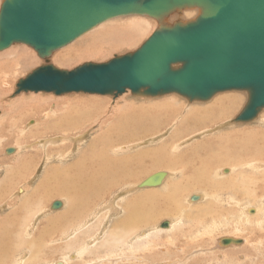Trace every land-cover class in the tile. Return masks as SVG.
<instances>
[{"label":"rangeland","instance_id":"1","mask_svg":"<svg viewBox=\"0 0 264 264\" xmlns=\"http://www.w3.org/2000/svg\"><path fill=\"white\" fill-rule=\"evenodd\" d=\"M2 2L3 0H0V8L2 6ZM181 11H191L193 12V14L191 16L182 18L181 16H179V12ZM201 12L202 9L199 6H186L185 9L182 8L179 10H175V12H172L168 15L166 14V16L162 17V19L143 14H127L115 16L98 24L97 26L87 31L85 34L78 37L73 42L53 51L51 55L45 58L40 56L33 46L24 42H15L10 47L4 50H0L1 54L12 49L13 46L21 45L24 47L21 53H26L27 55H29L28 57L30 59H33L24 62L23 64H19V67L13 72L14 74L11 73L12 75L10 76V81H8L7 79L0 80V85L3 84L0 90V180H2L4 177H8L7 175L9 171L18 172L14 173V175L21 178L15 180L16 182L11 184L13 185V187L11 186V189L8 190L9 193L7 192L5 196L0 199V205L3 206V208L0 210V216H2L9 209L15 207L16 200L20 196H22L25 191V194H29L31 191H34V186L39 184V181H41L42 178L45 179L46 177H48V166H65L66 164L72 162L74 159L78 158L79 155H81L82 151L93 143L95 139L94 136L102 130V127L108 128V125L106 123L108 122L106 121L107 118H113L114 115L119 116V114L123 113V115H125L126 113H129L131 115V111L133 110H131L130 108L132 105H126L128 101L135 102L139 105H149L148 103L152 104L159 101L157 104V108L154 109L148 108L147 110H144L142 108H138L135 110L133 108L135 110V113L138 116L142 117V119H148L146 118L147 116L150 118L151 115L156 116V112L164 111L165 109H162L164 108L162 107V104L164 103L163 99L165 98L169 99L170 104L175 107L174 113H171L172 115H170V117H168L167 119H161L162 121L160 124H158V127L147 128L150 129V132H147V129L138 130L135 132V128L133 127H124L119 125L118 130H120V135L116 137L117 141L114 142L110 147L112 151L107 152V155L105 156V158H109L110 161H112L113 159L117 160L116 162H112L109 168L106 169L109 170L110 168H114V177L111 175H106L105 173L103 174L107 184L111 187L109 188L108 192H106L97 200L96 204L92 206L93 208L91 207V210L81 213L80 218L75 219L73 224H65L57 231H50L51 236L49 237L51 238L44 240V242L42 243L43 246L38 253V258L36 255L34 256V259L31 258L32 260H30V256L32 255L34 249H29L32 248L31 246L24 247L21 245L19 246L20 248L13 255H11V257L5 258V261H1L0 264H23L28 260H30V264H53L54 262L61 260L66 261L67 264H85L91 259L100 260L102 258L103 260L101 261L105 260L102 264H192L195 259L199 260L195 264H264V219H262L264 217V181H262L264 180V168L256 170L252 169V164L250 163H245L244 165L237 166L228 165V167L223 163L219 165L217 167V173L215 172L210 178L212 180V182L209 183V185L211 186L210 190H205L197 187L190 189L189 187H187L179 190L182 194V201L180 202V210L176 213V215L174 217L166 216L157 218L156 220H151V225L149 226L147 232L150 233L148 238L152 240L148 248L156 253V255L152 256V259L148 257V261H141L140 263L135 258L127 259V257H123V255H121V253L119 252V249L123 246L122 242L119 243L116 248L111 245L110 247L105 246L103 248H98V250L85 248L81 252L78 251L83 246V244L92 240L94 236L103 235V237L93 247L100 246L109 237L107 234L108 230L114 229L113 224L117 220L121 219L125 215V212L129 211L135 213L136 194L155 190L166 191L167 189H165V186L169 181L180 179L182 177L181 175L194 171L192 167L188 169L185 166H181L175 171L178 176H175V174V177L168 176L163 184L159 187L132 189V186L135 183L137 184L142 179L144 180L149 176V174H153L154 172L159 170H170L167 168H156L149 172H146L145 174L139 173L138 177L133 181L126 182V172L133 175L137 171H140L143 166H146V162H149V160H147L146 162L144 160L137 162L136 152H138L139 150L154 148L164 141L172 142L174 144L176 142L188 140L184 142L185 144L183 143V146H181L177 150V153H179L190 149L193 145L213 140L215 141L221 136V134L227 133L230 130L246 128L247 126H257V128H259L261 127L259 125L260 123L263 124L264 128V118H260L257 120L254 119L257 117V115L259 116V114L264 113V107L259 109L257 115L253 118V120L237 121V117L241 114L242 110H244L249 101L250 93L248 90L232 89L219 91L214 94V96L219 93L225 92L237 93L238 96H240L241 93L246 94L243 104L231 116H229V118L222 119L216 122L214 121L211 124L206 123V125L202 126L194 125L195 123H185V127L181 126L180 124H182L181 121H183L184 116L188 117L187 115L190 108L187 106V103L189 104L190 102L192 105H196L200 102H207L211 100V97L213 98L214 96H211L207 100L201 101L199 99H189V97L176 92L149 96L146 94L144 95L142 92L136 94L129 89L118 95L92 94L86 92H68L62 95H57L54 92L46 91H23L19 94H15L19 80L26 78V76L37 67L51 64L60 69L73 70L76 67L88 62H108L116 56L133 53L134 51L139 49L156 29L162 26H173L174 24L179 22L187 23L188 21H191L192 18L194 19L195 17H197ZM135 22L138 24H135ZM130 25H135L138 28L141 27V31L138 30V33L140 34L132 37L131 33L127 30ZM103 37L106 39L102 40ZM96 38L98 39L96 40ZM99 38H102L101 41H99ZM131 39H135V41H133L131 44H125L130 42ZM70 49L73 51H71ZM59 52L63 53L59 56H56ZM11 58L16 59L15 56H11ZM0 67V70L2 71L3 64H1ZM6 76H8V74ZM34 96H42L43 101L47 103V110H63L71 100L79 101V99H85L86 97L92 98L99 103H103V107L101 108L102 112L100 113V118L103 119V121H101L99 118H96L93 121V117L91 116L89 119H86L85 129H80L77 131L74 130L75 132L73 131L71 134L65 133V130L64 132L62 131L59 133H56V131L54 132L55 134L53 132L47 133V137L59 140L57 143H54L55 141L47 143L48 145L46 146V148L53 149L55 145L58 147L64 145L67 147L65 148V150H72V153L70 154L69 159H66L65 161H61L60 159H58L55 151L51 153V156L54 155L56 157L46 159L45 156H48V153L47 150H44L42 146L44 142L48 140V138L45 139V137H43V139H41L39 137V139L34 136L29 137L28 135L30 129L37 125V121L33 120L36 118L33 110H30L23 104L34 101ZM20 99H23L24 101L16 103L14 105V109H12V103ZM60 101L66 102L67 104L64 103V106H62L59 104ZM160 106L162 110L160 109ZM176 107L182 108H179V110L181 109L180 113H176ZM8 109H12L11 112L7 111ZM84 111L79 110L75 113H77L79 116L80 114H83ZM15 114L19 115L21 121H18L19 117H17V119L16 117L15 119H10V115L14 116ZM91 114L92 113H90L89 115ZM176 120L178 121L176 122ZM16 121H18L16 123L17 125L14 124L12 126L13 122ZM192 121L194 122L195 120ZM118 122L120 123V118ZM108 123L109 126L112 125L113 130V123H115V120L109 121ZM212 126L214 127L212 131H209L208 133L205 132L203 134L204 129L207 130L208 128H213ZM177 131L179 132V134H177V137L174 139V137L171 136ZM136 133H139V135L136 136ZM200 133L203 135H201ZM50 134L56 137H51ZM194 134H196V136ZM79 135H82V138L78 139ZM171 138L174 140L172 141ZM169 139L171 141H169ZM93 147L100 148L102 146L98 144ZM10 148H13V150L8 151V149ZM30 152L35 155L34 162L26 173L21 172V170L24 168L21 164H17V162L14 161H17L19 155L31 154ZM126 161L130 162L127 164ZM11 166L12 169H10ZM226 168H230L231 171L227 170V172L225 173L224 169ZM88 169L89 168L86 167V169H84L82 173V178L85 183H87L89 180ZM221 171L223 173H220ZM240 171L243 172L241 173ZM243 173L247 174V176L242 177ZM230 175L235 176L233 177V182H239L233 183V185H236L235 190L246 188L245 190L247 191V193L237 195L236 197L235 192L231 190L232 182L228 191L225 190L224 184L226 183L225 181H230ZM105 180L100 179V183H103ZM255 180L258 181L255 182ZM50 182L51 180L48 179L47 182H41V184H45L44 187L46 188V186H48ZM93 184L95 186H101L99 183H97V181H95ZM186 185L187 184H184L182 186ZM219 185L221 186L219 187ZM238 185L241 186L238 187ZM251 186L252 191L250 192V194L253 193L255 195H252L253 197L248 196L249 188ZM19 187H22L23 191L21 193H16ZM11 192H15L12 197ZM60 193L65 194L63 192ZM194 194H199L200 196H202L197 200H190V197ZM131 197H133V204H130L128 206L125 205L127 200ZM44 198L45 199L43 201L42 199H37V202L35 203H28L30 204V207L25 212L26 215L30 217L34 212V217L35 219H37L36 225L32 226V228L28 230V233L25 232L28 237L30 236V239H32V237L34 236H37V231L40 228L41 230H43L44 228L46 229L45 224H47L48 222H56V217L59 216L60 213H64V210L67 207V205L65 206L63 202V205L60 208L50 209V206L54 201H63L62 196L54 197L53 191H50ZM236 198H238L237 202L239 203V205H232L234 199ZM113 199L115 200V204L117 206V210L115 213L105 209L106 205H109V202L111 204L114 201ZM189 202L194 204L217 202L218 208L216 211V216L211 219L210 217L206 216L208 217L207 220L204 218H200L199 216H197V214L194 216L191 209L192 205ZM2 203L6 204L3 205ZM242 206H249V209L251 208L253 210L257 209V212L255 210V212H249L251 215L249 214L248 217L247 213H244L242 211ZM101 208H103V211L100 210ZM166 220H177L175 221L177 228H174L175 230H172L171 228V231L168 230L169 228L164 227H160L161 229H158V226ZM87 221L90 224L88 223V225L84 229L80 230V224ZM76 224L77 227L75 230L77 231H74L73 235L68 237L67 233L73 226L75 227ZM214 225L220 226L215 228ZM140 230L137 231L136 234H133L135 239H137V237L142 233V231ZM48 231L49 230L47 229L45 233L48 234ZM88 234H94V236ZM224 234H232L235 238H241L243 239V241H245V239L247 240L241 246L230 245L227 247L214 248L215 250L211 249V247H213L212 245H215V242L218 241V239ZM24 239H26V241L30 240L27 237H25ZM140 241L141 240H139V242L135 244L139 247H135L133 249L127 248L125 249V252H132L133 255L136 254L137 256L143 255L145 253V250L148 251V249H146L144 243H142L144 245L140 244ZM75 253L77 254V256L73 257L72 255H74ZM22 256L24 257V260L22 259ZM111 260H114V262L112 263ZM170 261H172L173 263Z\"/></svg>","mask_w":264,"mask_h":264},{"label":"bare ground","instance_id":"2","mask_svg":"<svg viewBox=\"0 0 264 264\" xmlns=\"http://www.w3.org/2000/svg\"><path fill=\"white\" fill-rule=\"evenodd\" d=\"M3 2H4V0H3ZM3 2H2V5H3ZM191 7H194V6H191ZM1 9H2V6L0 8V13H1ZM179 9H182V8H179ZM179 9H177V10H179ZM183 9H185V7ZM192 9H194V8H192ZM172 12H175V11H172ZM172 12H170V13H172ZM181 12H179V16H181L182 18H184L186 16H191L193 14V12H191V11H186V12H182V13ZM201 13H199L198 16L195 17L194 19L196 20ZM130 14H137V13H130ZM194 19L192 18L191 21H193ZM106 20H108V19H106ZM135 24H138V23L135 22ZM140 28L136 27L135 25H130V27L127 28V30H128V32L131 33L132 37H135L137 34H140V33H138V30L141 31V29H142V28L141 29ZM104 37H103V39L99 38V41H101V39L102 40L106 39ZM97 39L98 38H96V40ZM133 41H135V39H131L130 42L125 43V44H131ZM91 45H92V43H91ZM94 47H96V46H94ZM23 48L24 47L21 45L13 46L12 49L5 51V52L0 54V65L3 64V69H2V71L0 70V80L7 79L8 81H10V76L12 75L11 73H13L19 67L18 65L23 64L24 62L30 61L32 59V58L30 59L28 57L29 55H27L26 53L25 54L21 53ZM71 51H73V50H71ZM80 51H81V49H80ZM92 52H94V51H92ZM62 53L63 52H59L56 56H59ZM11 56H15L16 59H12ZM7 74H8V76H6ZM1 75H4V76H1ZM20 80H22V79H20ZM20 80H19V82H20ZM19 82H18V84H19ZM18 84H17V89H18ZM2 85H0V90L2 88L1 87ZM17 89H16V91H17ZM127 90H128V88L125 89V91H127ZM129 90H131V89H129ZM229 90H232V89H229ZM23 91H21V92H23ZM73 92H84V91H73ZM86 93H90V92H86ZM167 93H170V92H167ZM15 94H17V93L15 92ZM92 94H100V93H92ZM102 94L104 95V93H102ZM105 94H108V93H105ZM111 94H115V93H111ZM118 94H121V93H117L115 95H118ZM158 95H162V94H158ZM245 95L246 94L241 93L240 96H238L237 93L225 92V93H219L215 96L212 95L214 97L213 98L211 97V100H209L207 102H200L199 104H196V105H192L188 101L189 104L187 103V106L190 108V110L188 109L189 110L188 115H187L188 117L184 116L183 121H181L182 124H180V125L185 127V123H192V124L195 123L194 125L202 126V125H206V123L211 124L214 121L216 122V121H219L222 119H227L243 104ZM33 99H34V101L23 104L24 106L28 107L30 110H33L34 115L36 117L33 120L37 121V125L35 127H33L32 129H30L28 135H29V137L34 136L37 138L40 137L41 139H43V137H45V139L48 138V140H46L42 146L44 150H47V153L49 156L48 157L46 155L45 156L46 159L56 157L54 155L51 156V153L55 151V153L58 156V159H60L61 161H65L66 159L67 160L69 159V156L72 153V150H70V151H68L67 149L65 150V148H67V147L64 145L63 146L61 145L60 147L55 145V147H53V149L46 148V146L48 145L47 143H51L54 141H55L54 143H57L59 140V139L55 140V139H51L50 137H47V133H50V132L54 133L56 131H57L56 133H59L62 131L64 132V130H65L66 131L65 133L71 134L74 130L77 131L80 129H85L86 119H89L91 116L93 117V121L96 118H99L101 121H103V119L100 118V113L102 112L101 108L103 107V103H99V102L93 100L92 98L86 97L85 99H79V101H76V100L72 101L71 100L70 102H68V105L63 110H59V109L58 110H56V109L55 110H47L46 109L47 103L43 101L42 96H38V97L34 96ZM199 100H201V99H199ZM205 100H207V99H205ZM23 101H24L23 99H20V100H17L16 102H13L12 103V109H14V105L16 103H20ZM32 102H34V103H32ZM158 102L159 101H157V103L154 102L152 104L148 103L149 105H145V104L139 105L135 102L128 101L126 103V105H129V104L132 105L130 108L131 110H133V111H131L132 112L131 115L129 113H126L125 115H123L124 114L123 113V114H119V116L114 115L113 118H107L106 121H108V122L115 120V123H113V126H114L113 130H112V125L109 126V123L106 122L108 125V128L102 127V130L99 131V133L94 136L95 139H94L93 143L89 147L84 149L78 158L74 159L72 162L66 164L65 166H60V165L48 166V168H47V176L48 177H46L45 179L42 178L41 181H39V184L34 186V191H31L29 194H25L26 193V191H25L22 196L19 195L20 197L16 200L15 207L9 209L2 216H0V246H1L0 247V262L5 261L4 259L7 257H11V255H13L20 248L19 246H21V245L24 247L31 246L32 248H29V249H34L32 255L30 256V260H32L31 258L34 259V256H36V255L38 258V253L40 252V249L43 246L42 243L44 242V240L51 238V237H49V236H51L50 231L51 232L57 231L59 228H61L65 224H68V225L73 224L75 219L80 218L81 213H83L84 211L88 212L89 210H91L93 208L92 206H94L96 204L97 200L100 197H102L106 192H108L109 188H111L107 184L103 174L105 173L106 175H111L114 177V174H115L114 168H110L109 170H106V169L109 168V166L112 162H116L117 160L113 159L112 161H110L109 158H105V156L107 155V152L112 151L110 149V147L112 146V144L114 142L117 141L116 137L120 135V130H118V126L121 125L124 127H133V128H135V132L138 130H145L147 128L158 127V124H160L162 121L161 119H167L168 117H170V115H172L171 113H174V111H175V107L170 104L169 99H166V98L163 99L164 103L162 104V107H164V108H162V109L163 110L167 109L166 112H165V110L161 111L162 109L160 106L161 112H156V116L151 115L150 118L147 116L146 118H148V119H142V117L138 116L135 113V110L138 108H142L144 110L145 109L147 110L148 108L149 109L157 108ZM64 103L67 104L66 102H61V101L59 102V104L62 106H64ZM185 107H186V105H185ZM179 108H181V107H176V113L181 112L180 110L182 108L180 110H179ZM12 109H8L7 111L11 112ZM79 110H83V111L85 110V111L83 114H80L78 116V114L75 112L79 111ZM243 111L244 110H242V112ZM258 111H257V113H258ZM242 112H241V114H242ZM90 113H92V114L89 115ZM257 113H256V115H257ZM43 115H44V117H43ZM15 117L17 119V117H19V115L18 114H15L14 116L10 115V119H15ZM238 117H237V121H238ZM119 118H120V123L118 122ZM260 118H264V113L259 114V116L257 115V117L254 119L257 120ZM192 120H195V121L193 122ZM18 121H21L20 117L18 118ZM18 121L13 122L12 126L14 124H16ZM177 121L178 120H176V122ZM259 125L261 126L259 128H257V126L256 127L247 126L246 128H239V129L230 130L227 133L221 134V136L219 138H217L215 141L213 140V141L193 145L190 149H188L186 151L179 152V153H177V150L181 146H183L182 144L184 142H186L188 140L182 141V142H176L175 141L176 143H174V144L172 142L164 141L154 148L142 149V150H139L138 152H136L137 162H140L142 160H144L145 162L147 160H149V162H146L147 165L143 166L140 171H137L133 175L126 172L125 173V181L126 182L133 181L135 178L138 177L139 173L145 174L146 172H149V171L156 169V168H167V169H170L172 172L170 170L156 171L153 174H149L148 177H146L144 180L142 179L139 183H137V184L135 183L132 186V189H134V188L140 189V188H146V187H150V188L159 187L160 185L163 184V182L166 180V178L168 176L175 177L177 175L175 171L177 169H179L181 166H185L188 169L190 167H192L194 171L189 172V173L184 174V175H181L182 177L180 179L169 181L165 186V189H167L166 191L155 190V191L141 192L139 194H136V197H135V202H136L135 213H132L129 211L125 212L124 213L125 215L113 224L114 229L108 230L107 234L109 237L100 246L93 247L96 243H98V241L103 237V235L102 236H100V235L94 236V234H88V235L94 236V238L92 240H90L89 242H86L85 244H83V246L78 251L81 252L85 248H90L91 250L92 249L98 250V248H103L105 246L110 247L111 245H113L116 248V246L122 242L123 246H122V248L119 249V252L121 253V255H123V257L125 256V257H127V259H130V258L134 259L135 258L140 263H141V261H148V257L150 259H152V256L156 255V253H154L152 250H150L148 248L149 245L151 244L152 240L148 238L150 233L147 232L149 226L151 225V220H153V219L156 220L157 218H162V217H166V216H173L174 217L176 215V213L180 210V206H181L180 202L182 201V194L180 193L179 190H181L182 188H187V187H189V189L197 187V188H201V189H205V190H210L211 186L209 185V183L212 182V180L210 178L215 172L217 173V171H218L217 167L219 165H221L222 163L226 164L227 167H228V165L237 166V165H244L245 163H250V164H252V169L256 170V169L264 168V128H263L262 123H260ZM213 129H214V127L210 128V129L208 128L207 130L204 129L203 134L205 132L208 133L209 131H212ZM147 132H150V129H147ZM177 134H179L178 131L175 134H173L171 137H174V139H175L177 137ZM203 134H201V135H203ZM50 135H51V137H56L52 134H50ZM82 135H79L78 139L82 138ZM135 135L137 136V135H139V133H136ZM194 135L196 136V134H194ZM18 137H20V136H18ZM192 137H194V136H192ZM174 139H172V141ZM169 141H171V140L169 139ZM98 144L101 145L102 147H100V148H94L93 147V146L98 145ZM12 150H13V148L8 149V151H12ZM34 159H35V155L33 153H31V154H26V155H19V157L17 158V161H14V162H17V164H21L22 167L24 168L21 170V172L26 173L28 171V169L32 166ZM130 161H126V163L128 164ZM52 164H54V163H52ZM86 167L89 168L88 169L89 170V172H88L89 173V175H88L89 180L87 183H85L83 181V178H82L83 170L86 169ZM10 169H12V166ZM227 170L231 171L230 168H226V169H224L225 173L227 172ZM14 173H18V172L9 171L8 175H7L8 177H4L2 180H0V199L3 196H5V194L8 192L9 189H11L10 188L11 186L13 187V185H11V184L16 182L15 180L20 178L18 176H15ZM156 173H159V176H160L159 180H161L158 184L143 185V182L146 179H148L151 175H154ZM220 173H223V172L221 171ZM250 173H252V172H250ZM174 174H175V176H174ZM243 176H247V174L243 173L242 177ZM233 177H235V176L230 175V181H225L226 182L224 184L225 190L228 191V189L230 188V184L232 182L231 190H233L235 192L236 197H237V195L247 193V191L245 190L246 188L235 190L236 185H233V183H239V182H233V179H234ZM48 179H50L51 182L45 188L44 187L45 184L43 185V183L47 182ZM100 179L105 180V181L103 183H100ZM95 181H97V183H99L101 186H95L93 184ZM257 181L255 180V182H257ZM262 181H264V180H262ZM41 182H43V183L41 184ZM184 184H187V185L182 186ZM220 186L221 185H219V187ZM239 186H241V185H238V187ZM252 186L249 188V194H248L249 197L255 196L253 193L250 194V192L252 191ZM150 188H149V190H150ZM22 191H23V188L19 187L17 192L16 191L15 192L21 193ZM50 191H53L54 197L55 196H62L63 197V201L62 200L54 201L51 204L50 209L51 208L52 209L60 208L63 205V202H64L65 206L67 205V207L64 210V213L63 212L60 213L59 216L56 215L57 216L56 222H54V223H52V221L48 222L47 224H45L46 229L44 228L43 230H41V228H40L37 231V236H34V237H32V239H30V236L28 237L27 234H25V232L28 233L29 232L28 230H30L32 228V226L36 225L37 219H35V217H34V214H33L34 212L31 214L30 217H28L26 215L25 212L30 207V204H28V203H35V202H37V199L38 200L42 199V201H43L45 199L44 197H46V195ZM141 191H143V190H141ZM3 192H4V194H3ZM15 192H11V197L13 194H15ZM60 192H63L65 194H61ZM201 196L199 194H194L190 197V200H197V199L201 198ZM9 198H8V200H9ZM237 199L238 198L234 199L232 205H239V203L237 202ZM5 204H3V205H5ZM130 204H133V197L129 198L125 205L128 206ZM190 204L192 205L191 209H192V214L194 216L197 214V216H199L200 218H204L206 220L208 219V217H210V219H211V218L216 216V211L218 208L217 202L216 203L207 202V203H203V204L202 203H197V204L190 203ZM249 206H245V207L242 206L243 207L242 211L244 213H247L248 217H249L250 211L251 212H255V211L257 212V209H254L255 210L254 211L251 208L249 209ZM83 207H84V209H83ZM2 208H3V206L0 205V210ZM105 209L110 211V212L115 213L117 210L115 200L111 204L109 202V205L108 206L106 205ZM100 210L103 211V208H101ZM206 216H208V217H206ZM33 217H34L35 221H34ZM106 218H108V217H106ZM262 219H264V217ZM175 221H177V220H175ZM175 221L166 220L158 226L159 228L158 227L157 228L161 229L160 227H164V228H169L168 230H170V231H171V228H172V230H175L177 228ZM79 223H81V222H79ZM88 223H89L88 221L81 223L79 229L80 230L84 229L88 225ZM214 226L216 228V227H219L220 225L219 226L214 225ZM76 227H77V224L75 227L73 226L69 230V232L67 233L68 237L72 236L74 231H77V230H75ZM47 229L49 230L48 234L45 233ZM139 230L142 231V233L137 237V239H135L133 234H136V232ZM158 231H160V230H158ZM162 231H164V230H162ZM86 232H89V231H86ZM224 235L222 237H220L218 239V241L215 240L216 241L215 245H212L213 247H211V249H214L215 247H227L230 245L239 246V244L242 245L245 242L241 238H235L232 234L231 235L233 237L230 234L225 235V236ZM25 237L29 238L30 240L26 241V239H24ZM70 238H73V237H70ZM139 240H141L140 244H142V243L145 244V245L144 244H142V245H144L146 247V249H148V251L145 250V253L143 255H140V256L139 255L137 256L136 254L133 255L132 252H130V253L125 252V249H127V248L133 249L135 247H139V246L135 245V244H137V242H139ZM252 246H253V244H252ZM237 249H239V248H237ZM167 251H168V249H167ZM72 256L75 257V256H77V254L75 253ZM23 258L24 257L22 256V259ZM119 259H122V258H119ZM30 260L25 261L23 264H30ZM101 260H103V258L100 260L91 259V260L87 261L85 264H102L105 260L104 261H101ZM111 261H112V263L114 262V260H111ZM198 261L199 260L195 259V261H193L192 264H195ZM170 262H172V261H170ZM53 264H67V262L61 260V261L54 262ZM132 264H134V263H132Z\"/></svg>","mask_w":264,"mask_h":264},{"label":"water","instance_id":"3","mask_svg":"<svg viewBox=\"0 0 264 264\" xmlns=\"http://www.w3.org/2000/svg\"><path fill=\"white\" fill-rule=\"evenodd\" d=\"M186 6H199L202 13L155 30L133 53L73 70L40 66L20 80L16 93L117 94L128 88L136 94L176 92L205 100L240 89L250 96L238 120H252L264 107V0H4L0 50L24 42L48 57L111 17L137 13L162 19ZM159 179L156 173L143 185Z\"/></svg>","mask_w":264,"mask_h":264},{"label":"crops","instance_id":"4","mask_svg":"<svg viewBox=\"0 0 264 264\" xmlns=\"http://www.w3.org/2000/svg\"><path fill=\"white\" fill-rule=\"evenodd\" d=\"M245 239V238H244ZM245 241H246V239H245ZM239 246H241V245H239ZM215 248H217V247H215Z\"/></svg>","mask_w":264,"mask_h":264},{"label":"flooded vegetation","instance_id":"5","mask_svg":"<svg viewBox=\"0 0 264 264\" xmlns=\"http://www.w3.org/2000/svg\"><path fill=\"white\" fill-rule=\"evenodd\" d=\"M251 212V211H250Z\"/></svg>","mask_w":264,"mask_h":264}]
</instances>
